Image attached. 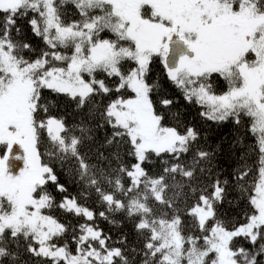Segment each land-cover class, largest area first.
Wrapping results in <instances>:
<instances>
[{"label": "snow or ice", "instance_id": "1", "mask_svg": "<svg viewBox=\"0 0 264 264\" xmlns=\"http://www.w3.org/2000/svg\"><path fill=\"white\" fill-rule=\"evenodd\" d=\"M0 264H264V0H0Z\"/></svg>", "mask_w": 264, "mask_h": 264}]
</instances>
